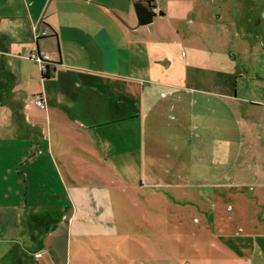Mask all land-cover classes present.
<instances>
[{
  "label": "crops",
  "instance_id": "crops-1",
  "mask_svg": "<svg viewBox=\"0 0 264 264\" xmlns=\"http://www.w3.org/2000/svg\"><path fill=\"white\" fill-rule=\"evenodd\" d=\"M143 1L0 0V101L14 103L15 87H38L25 92L33 99L23 106L24 122L15 126L17 134L29 128L30 143L15 149L16 176L0 177V206L11 209L18 233L0 245H14L13 264H59L61 245L71 237L117 238L120 191L165 188L167 167L186 179V186L175 188V196L182 189L180 198L191 202L185 213L180 208V225L196 224L190 167L195 147L183 137L197 121V105L188 103L186 79L172 78L171 63L156 57L167 44L160 42L165 34L138 26L133 6ZM151 6L152 22L192 14L180 0H153ZM245 32L228 39L248 40ZM36 52L49 57L47 79L29 59ZM249 102L264 109L262 101ZM29 104L34 110L27 113ZM229 107L218 112L224 116ZM263 156L259 149L257 157ZM234 162L223 161L222 174L212 181L206 224L189 233L197 257L191 264H264V174L238 175ZM118 168H135L136 181Z\"/></svg>",
  "mask_w": 264,
  "mask_h": 264
},
{
  "label": "rangeland",
  "instance_id": "rangeland-1",
  "mask_svg": "<svg viewBox=\"0 0 264 264\" xmlns=\"http://www.w3.org/2000/svg\"><path fill=\"white\" fill-rule=\"evenodd\" d=\"M180 2L184 6L183 11L190 9L192 12L186 20L156 19L146 27L157 35L165 34L160 42L163 40L167 44L157 48L156 57L158 61L165 59L171 63L168 75L172 78L186 79L188 83L183 85H187L188 103L192 101L193 105H197V121L187 128L183 137L184 144L195 147L191 152L190 167L193 175L191 183L198 194L195 201L199 210L193 212L195 216L192 215L196 224L188 222L180 225L179 219L184 218V209L191 202L185 197L180 198L182 189L175 196V188L186 186V179L183 173L175 174L167 167L168 172L163 176L165 188L152 184L151 187L120 191L122 202L115 213L119 228L117 238L71 237L64 240L59 264H191L192 259L197 257H192L193 238L189 233L206 224L205 212L212 205V181L222 174L220 167L223 161L235 160L232 172L238 175L252 178L258 171L264 174V156L262 159L257 157L259 149L264 155V123L259 124L260 118L264 117V109L252 107L249 102L262 101L264 105V0ZM244 30L248 40L228 39L234 33H244ZM255 35L259 37L255 39ZM229 41L233 44L231 54ZM37 88L33 85L23 91L15 87L14 103L0 101V177L16 176L15 164L19 155L15 149H20L23 142L30 143L32 132L29 128L23 127L17 134L15 126L24 122L26 114L23 106L33 99L25 92L31 93ZM227 96L231 99H225ZM233 97L235 99L232 100ZM243 99L248 102L244 103ZM36 103L34 106L38 107ZM227 104L230 107L223 116L218 110L224 111ZM32 110L34 108L29 104L27 113ZM228 130H231L230 135L226 134ZM241 161L247 162L245 166ZM134 169L118 168V171L126 175V170H129L132 178L128 181L132 182L137 179L136 173H132ZM153 169L159 173L157 166ZM7 208L1 202L0 239H17L14 214ZM199 233L202 235L201 230ZM198 239L200 243L206 240L203 236ZM181 243L188 246H179ZM13 246L10 242L0 245V264H13ZM203 249L205 252L206 249ZM9 252L11 255L7 256ZM201 254L205 253L201 251Z\"/></svg>",
  "mask_w": 264,
  "mask_h": 264
},
{
  "label": "water",
  "instance_id": "water-1",
  "mask_svg": "<svg viewBox=\"0 0 264 264\" xmlns=\"http://www.w3.org/2000/svg\"><path fill=\"white\" fill-rule=\"evenodd\" d=\"M133 8L138 26L143 27L152 23L154 14L147 6H144L141 2H137ZM46 65L49 66V63H46Z\"/></svg>",
  "mask_w": 264,
  "mask_h": 264
},
{
  "label": "built area",
  "instance_id": "built-area-1",
  "mask_svg": "<svg viewBox=\"0 0 264 264\" xmlns=\"http://www.w3.org/2000/svg\"><path fill=\"white\" fill-rule=\"evenodd\" d=\"M149 1H153V0H149ZM36 29L33 28V32H35ZM29 59L33 62H35L38 67H39V71L41 74H45L49 69L48 66L46 65V63H48L49 61V57L44 55V56H40L38 53H31L29 56ZM37 104H39V102H37Z\"/></svg>",
  "mask_w": 264,
  "mask_h": 264
},
{
  "label": "flooded vegetation",
  "instance_id": "flooded-vegetation-1",
  "mask_svg": "<svg viewBox=\"0 0 264 264\" xmlns=\"http://www.w3.org/2000/svg\"><path fill=\"white\" fill-rule=\"evenodd\" d=\"M144 2V6H147L150 10H152V6H151V1H149V0H144L143 1ZM153 13V12H152Z\"/></svg>",
  "mask_w": 264,
  "mask_h": 264
},
{
  "label": "trees",
  "instance_id": "trees-1",
  "mask_svg": "<svg viewBox=\"0 0 264 264\" xmlns=\"http://www.w3.org/2000/svg\"><path fill=\"white\" fill-rule=\"evenodd\" d=\"M49 70H48V72H46L45 74H41V78L42 79H47L48 77H49Z\"/></svg>",
  "mask_w": 264,
  "mask_h": 264
}]
</instances>
